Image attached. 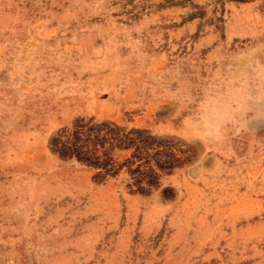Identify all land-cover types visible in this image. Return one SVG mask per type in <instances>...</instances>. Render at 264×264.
Listing matches in <instances>:
<instances>
[{
  "label": "rangeland",
  "instance_id": "obj_1",
  "mask_svg": "<svg viewBox=\"0 0 264 264\" xmlns=\"http://www.w3.org/2000/svg\"><path fill=\"white\" fill-rule=\"evenodd\" d=\"M80 117L181 164L96 184ZM0 264H264V0H0Z\"/></svg>",
  "mask_w": 264,
  "mask_h": 264
},
{
  "label": "trees",
  "instance_id": "obj_2",
  "mask_svg": "<svg viewBox=\"0 0 264 264\" xmlns=\"http://www.w3.org/2000/svg\"><path fill=\"white\" fill-rule=\"evenodd\" d=\"M47 148L59 160L73 161L92 171L91 180L96 184L122 172L128 193L141 196L156 190L160 177L181 164L170 141H162L146 130L93 117L76 118L57 129L48 138Z\"/></svg>",
  "mask_w": 264,
  "mask_h": 264
},
{
  "label": "clouds",
  "instance_id": "obj_3",
  "mask_svg": "<svg viewBox=\"0 0 264 264\" xmlns=\"http://www.w3.org/2000/svg\"><path fill=\"white\" fill-rule=\"evenodd\" d=\"M160 207H163V205H160Z\"/></svg>",
  "mask_w": 264,
  "mask_h": 264
}]
</instances>
